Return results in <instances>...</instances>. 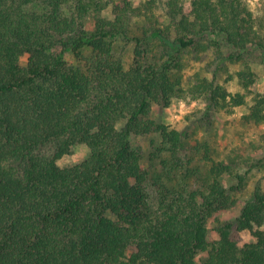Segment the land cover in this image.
Here are the masks:
<instances>
[{
	"label": "trees",
	"instance_id": "1",
	"mask_svg": "<svg viewBox=\"0 0 264 264\" xmlns=\"http://www.w3.org/2000/svg\"><path fill=\"white\" fill-rule=\"evenodd\" d=\"M122 39L135 42L128 67ZM210 49L239 65L240 90L199 73L185 85L186 53ZM255 62L264 21L247 0H0V264H264V178L251 187L239 161L264 150V132L227 158L208 144L186 157L183 132L153 116L181 98L211 112L247 105L243 119L263 124ZM153 133L174 160L154 173L157 206L132 141ZM80 143L89 156L60 166ZM175 171L180 187L164 180ZM243 193L239 215L221 219Z\"/></svg>",
	"mask_w": 264,
	"mask_h": 264
},
{
	"label": "rangeland",
	"instance_id": "2",
	"mask_svg": "<svg viewBox=\"0 0 264 264\" xmlns=\"http://www.w3.org/2000/svg\"><path fill=\"white\" fill-rule=\"evenodd\" d=\"M135 4L142 0H131ZM255 15L264 21V0H247ZM189 7V4L187 2ZM67 10H69L67 8ZM162 9L161 12L164 13ZM105 16L111 17L109 11H105ZM161 13V14H163ZM162 19L168 22L169 17L164 15ZM142 23L139 21L133 22V27L138 30V26ZM88 28L94 27V20L87 22ZM135 42H126L122 40L116 41L117 55L122 57L125 66L131 65L134 56ZM86 53H90V49H85ZM230 49L226 47L224 54H228ZM199 56V57H198ZM71 61L76 63V59L69 56ZM184 83L187 86L196 80L197 74L206 76L209 79H215L217 82L223 83L232 91L241 89L238 79L236 77V70L239 65L231 60H223L219 54L214 53L213 49L198 55L196 52H187L184 57ZM253 67L258 74V80L255 85V90L264 92V65L260 62L253 63ZM251 102V98L248 99ZM248 111L247 105L236 107L233 113H226L224 111H209L202 101L189 102L185 99L174 98L170 105L162 106L155 104L153 108L154 118L169 125L171 128H177L184 134L187 142V148L184 151L186 157L192 156L195 152V146L198 144H208L210 147V155L215 159L227 158L229 154L234 153L235 150L242 148V146L249 145L253 140H258L259 134L264 132V123L261 125L247 123L243 119V114ZM132 141L135 147L139 148L143 155V165L149 171L150 179L147 183V192L150 203L157 206L160 201V190L155 185L153 179L154 173L163 171L165 168V161L173 163L169 145L162 141L158 133L149 135H134ZM242 150V149H241ZM244 157L240 159V171L249 170L248 178L253 187L254 181L258 178H264V165L257 163L259 159L264 161V150L255 151L253 147L243 149ZM90 154V148L85 144H77L73 146L72 152L62 159L58 160L60 166H71L85 160ZM201 155V154H199ZM198 156L197 158L204 157ZM176 165V164H175ZM182 171V170H181ZM175 177L171 183L169 178H164L165 183L172 186L180 187L179 181L183 178L179 171H175ZM229 183H234L233 178L228 176L226 178ZM193 187L197 183L192 182ZM245 193L240 195L237 205L226 211L218 214L221 219H235L245 202ZM212 234V233H211ZM213 235V234H212Z\"/></svg>",
	"mask_w": 264,
	"mask_h": 264
}]
</instances>
